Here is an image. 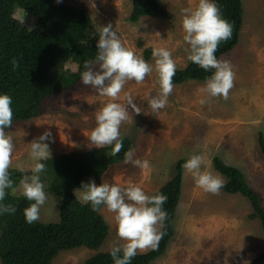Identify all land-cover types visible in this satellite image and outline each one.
Listing matches in <instances>:
<instances>
[{
    "label": "rangeland",
    "instance_id": "1",
    "mask_svg": "<svg viewBox=\"0 0 264 264\" xmlns=\"http://www.w3.org/2000/svg\"><path fill=\"white\" fill-rule=\"evenodd\" d=\"M162 2L170 17L143 16L137 22L130 19L134 0H62L59 4L84 9L96 30L111 23L125 45L146 62L155 63L152 54L147 59V49L153 52L154 48L163 47L171 51L177 70L184 69L190 60L182 10L194 8L198 0ZM243 6L244 27L239 43L220 57L230 62L235 73L228 99L210 97L204 91L206 82L188 80L174 84L167 106L154 114L148 101L160 92L158 73L154 70L142 84L129 81L118 102L126 103L125 94H130L142 112L139 115L130 112V122L122 125L121 137L130 138L133 158L147 160L149 168L142 170L124 160L111 165L100 177V183L122 187L136 184L151 195L175 176L179 161L185 163L193 154H202L205 165L201 170L221 176L225 185L229 179L217 169L216 158L241 170L264 207V154L259 142L260 133L264 134V0H243ZM25 19L29 26L35 25L33 19ZM79 58V53H75L53 72H77ZM201 100L205 103L201 104ZM107 102V97H100L81 80L46 100L37 116L6 129L16 145L11 169L32 163L29 143L46 130H51L55 139V143L48 141L52 159L96 150L88 147L87 136L96 126V112ZM24 175H32L30 168L26 167ZM91 180L99 186L91 176L83 182ZM43 183L49 198L41 210L40 221L59 222L62 200L50 190L51 181L46 179ZM224 187L218 194L206 192L196 186L192 174L183 168V197L175 218V235L166 253L151 264H245V261L251 264L264 253V226L252 202L239 193H227ZM20 195L17 192L15 196ZM102 209L110 227L103 245L97 249L63 251L52 264H81L99 252L110 251L117 241L124 243L117 236L114 214L104 206Z\"/></svg>",
    "mask_w": 264,
    "mask_h": 264
},
{
    "label": "trees",
    "instance_id": "2",
    "mask_svg": "<svg viewBox=\"0 0 264 264\" xmlns=\"http://www.w3.org/2000/svg\"><path fill=\"white\" fill-rule=\"evenodd\" d=\"M220 9L222 18L233 26L232 36L222 41L215 55L218 59L233 50L239 43L244 24L243 0H213ZM16 8L26 10L27 18L35 22L32 32L12 18ZM143 16L170 17L162 0H134L131 21L137 22ZM33 26V25H32ZM99 34L88 13L81 8L57 4L55 0H0V95L12 98L13 124L30 120L42 111L43 103L69 86L81 80L84 63L94 60ZM79 53L77 72L54 73L62 61ZM152 54L146 50L147 59ZM16 58L19 67L13 70L12 60ZM215 69L205 71L191 62L184 69L176 70L173 84L188 80L206 82ZM123 148L113 156L112 146L89 152H78L41 161L45 171L41 181H51L50 190L61 201L60 221L44 223L40 220L27 223L24 209L32 203L23 195L13 196L11 190L3 201L16 207L14 214H0V259L2 264H52L63 251L76 248L97 249L106 241L110 227L100 212L93 211L91 204H82L76 198L75 190L87 177H94L100 184V177L113 164L125 160V153L132 149L130 138L122 136ZM259 142L264 154V134ZM184 160L176 164L175 176L158 191L168 197L163 205L167 218L161 231L164 233L157 249L137 253L130 264H151L163 256L175 235V218L182 197ZM217 169L229 182L227 193L241 194L249 199L264 226V207L261 198L248 184L241 170L224 165L220 158L215 161ZM10 177L17 186L24 172L10 169ZM103 207V206H101ZM122 255V254H121ZM81 264H114L108 252H99ZM251 264H264V253Z\"/></svg>",
    "mask_w": 264,
    "mask_h": 264
},
{
    "label": "clouds",
    "instance_id": "3",
    "mask_svg": "<svg viewBox=\"0 0 264 264\" xmlns=\"http://www.w3.org/2000/svg\"><path fill=\"white\" fill-rule=\"evenodd\" d=\"M61 2L62 0H56L58 4ZM182 12L184 41L189 45L188 59L205 71L215 69L207 79L204 91L210 97H223L227 100L230 90L234 87L235 73L230 62L218 59L215 53L222 41L231 38L232 24L222 18L219 6L213 0H198L194 8L188 7ZM26 16V10L21 8H16L12 14V18L23 26L26 23ZM33 29L34 25L28 27L27 31L32 32ZM97 31L98 52L94 60L85 61L81 81L83 85L90 86L100 97H107L108 102L95 114L96 126L87 136L90 141L88 147L103 149L112 146L110 155L115 156L123 148L120 131L122 125L130 122V112L136 115L142 112L130 94H125L126 103L118 102L125 85L129 81L142 84L155 70L158 73L160 92L148 101V106L154 114H159L160 110L167 106L168 97L173 92V77L177 65L171 51L163 47L153 49L154 65L146 62L125 45L111 23L99 26ZM12 65L13 70L19 67L16 58H13ZM67 66L66 62L65 67ZM12 102L9 95H0V214L16 212V207L4 204L3 201L8 195V190H11L13 196L19 192L32 202L24 209L26 221L31 224L40 220L41 210L49 198L45 184L41 181L40 174L46 167L41 161L52 159L48 141L55 143V139L51 130H46L29 143L28 156L32 163L16 167L21 172H24L26 167L30 168L32 175H24L16 186L9 171L13 167L16 145L12 135L6 132V129L13 125ZM200 103L204 104L205 101L201 100ZM133 157L134 150L129 149L125 153V163L142 170L149 168L147 160ZM204 165L205 157L202 154H193L183 164V168L192 174L197 187L218 194L225 186V181L219 175H213L207 170L202 171ZM75 195L82 204L90 203L93 211L100 212L103 210L101 206H104L108 212L114 214L117 236L119 240L124 241L122 244L117 241L110 246V255L114 264H130L138 251L158 248L164 235L161 229L167 218V212L163 210V205L168 199L166 195H148L136 184L122 187L119 184L102 183L97 186L94 180L82 182L81 188L75 191ZM245 264L248 262L245 261Z\"/></svg>",
    "mask_w": 264,
    "mask_h": 264
},
{
    "label": "crops",
    "instance_id": "4",
    "mask_svg": "<svg viewBox=\"0 0 264 264\" xmlns=\"http://www.w3.org/2000/svg\"><path fill=\"white\" fill-rule=\"evenodd\" d=\"M243 26H244V24H243ZM242 31H243V29H242ZM183 187V186H182ZM182 197H183V192H182ZM182 197H181V199H182ZM180 202H181V200H180ZM180 207V203H179V205H178V208ZM177 213H178V209H177Z\"/></svg>",
    "mask_w": 264,
    "mask_h": 264
}]
</instances>
